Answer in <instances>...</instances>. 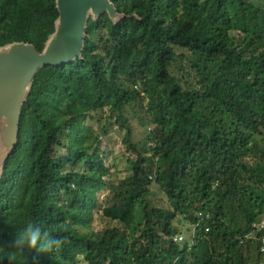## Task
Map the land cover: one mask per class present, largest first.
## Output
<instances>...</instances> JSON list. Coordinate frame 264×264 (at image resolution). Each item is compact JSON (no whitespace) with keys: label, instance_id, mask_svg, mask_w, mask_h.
Segmentation results:
<instances>
[{"label":"trees","instance_id":"obj_1","mask_svg":"<svg viewBox=\"0 0 264 264\" xmlns=\"http://www.w3.org/2000/svg\"><path fill=\"white\" fill-rule=\"evenodd\" d=\"M111 2L124 18L90 17L82 58L42 68L32 83L19 144L0 176V264H264V228L240 244L264 222V8L254 0ZM58 19L56 0H0V48L26 43L43 53ZM144 99L152 147L110 188L107 229L88 234L80 226L94 221L111 169L84 122L109 108L137 152L124 109ZM55 148L63 154L53 156ZM153 181L166 207L149 201ZM182 219L191 230L179 232ZM29 223L60 247L14 248ZM196 226L191 249L175 242ZM202 239L209 249L201 251Z\"/></svg>","mask_w":264,"mask_h":264},{"label":"water","instance_id":"obj_2","mask_svg":"<svg viewBox=\"0 0 264 264\" xmlns=\"http://www.w3.org/2000/svg\"><path fill=\"white\" fill-rule=\"evenodd\" d=\"M59 19L43 53L26 43L0 48V176L16 150L23 107L40 69L63 67L82 58L88 19L124 18L111 0H56Z\"/></svg>","mask_w":264,"mask_h":264},{"label":"rangeland","instance_id":"obj_3","mask_svg":"<svg viewBox=\"0 0 264 264\" xmlns=\"http://www.w3.org/2000/svg\"><path fill=\"white\" fill-rule=\"evenodd\" d=\"M254 1L264 8V0ZM139 89L141 90L140 87ZM142 96V98H145L144 94H142ZM147 105L148 101L144 99L135 102L131 106H126L124 109V115L130 121L133 129L132 143L137 147V152L128 150L124 143L125 132L120 130L109 108L91 113L84 122L85 127L89 129L88 134L90 138L97 140L96 150H99L98 152L104 159L105 166L111 169L110 176L103 179L105 187H103L98 194L101 204L98 205V208H96L94 212V221L89 224L88 227L80 226V229L88 234L97 235L103 233L107 229L108 223L102 217V211L112 202L113 194L110 188L119 185L123 179L132 174L131 162L136 160L137 153H144L152 147L151 142L148 140L150 125H148V116L146 112ZM258 141H263V138H258ZM64 143L67 142L64 141ZM62 154L63 149L60 150V148H55L53 150V156ZM69 170L68 168L67 171ZM77 170L83 171L82 166ZM149 190L148 199L154 207H166L168 205L165 194L155 181H153ZM176 225L179 232L191 230L188 219L177 220ZM183 235L185 234L183 233ZM209 246L210 244L205 239H202L199 243L201 251L209 249Z\"/></svg>","mask_w":264,"mask_h":264},{"label":"clouds","instance_id":"obj_4","mask_svg":"<svg viewBox=\"0 0 264 264\" xmlns=\"http://www.w3.org/2000/svg\"><path fill=\"white\" fill-rule=\"evenodd\" d=\"M62 241L41 226L29 223L13 237V247L23 250L25 246L40 253H47L60 247Z\"/></svg>","mask_w":264,"mask_h":264},{"label":"built area","instance_id":"obj_5","mask_svg":"<svg viewBox=\"0 0 264 264\" xmlns=\"http://www.w3.org/2000/svg\"><path fill=\"white\" fill-rule=\"evenodd\" d=\"M200 217H202V221H203L204 220L203 216L200 215ZM207 218H208V216L206 217V219ZM196 228H197V226L192 228L193 230H192L191 234H187V235L185 234L186 236L185 235L178 236L177 238H175V242L180 244V245L189 244L190 245V249H191L192 246L194 245V241H195V237H196V233H195ZM253 228H255V229H254V231H252V233H249L248 235H246V236H244V237H242L240 239V244L241 245H244L247 240H251V239L252 240H254V239L257 240L256 235H255V231H258V229L264 228V222L262 224H260V225H254ZM207 231H209V230H207ZM257 242H258V245H259V248H260V252L264 253V236L259 238ZM173 264H176V261Z\"/></svg>","mask_w":264,"mask_h":264}]
</instances>
